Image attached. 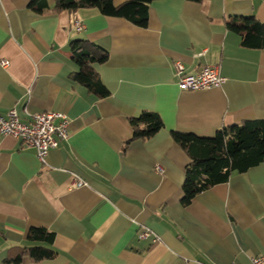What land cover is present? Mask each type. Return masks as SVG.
<instances>
[{"label":"crops","instance_id":"1","mask_svg":"<svg viewBox=\"0 0 264 264\" xmlns=\"http://www.w3.org/2000/svg\"><path fill=\"white\" fill-rule=\"evenodd\" d=\"M30 1L0 0V114L14 109L27 123L61 113L70 137L41 162L0 136V264L33 245V227L54 234L57 256L20 264H251L264 255V163L184 205L189 158L171 137L264 120V48L243 46L227 27L240 17L264 23V0H154L146 27L96 8L56 12L57 0L38 1L40 14ZM76 39L108 51L95 66L108 96L74 80ZM176 63L189 75L216 66L225 81L181 90ZM142 111L158 113L164 127L132 140L130 119ZM76 180L85 185L72 187ZM144 227L160 240L141 239Z\"/></svg>","mask_w":264,"mask_h":264},{"label":"trees","instance_id":"2","mask_svg":"<svg viewBox=\"0 0 264 264\" xmlns=\"http://www.w3.org/2000/svg\"><path fill=\"white\" fill-rule=\"evenodd\" d=\"M38 1L31 0L29 7L37 13L43 8ZM154 0H127L115 6L113 0H57L56 12H76L81 9L96 8L104 16L126 19L139 27L148 24V10ZM200 2L201 0H189ZM227 27L241 36L242 45L250 48H264V23L253 16L240 17L227 22ZM70 52L79 71L74 80L84 85L99 97H106L109 91L99 82L96 65H103L109 53L101 46L86 39L72 40ZM132 140H149L164 127L158 113L142 111L130 119ZM173 141L185 152L189 163L185 168L182 186V203L188 205L198 194L211 187L227 182L235 173H244L250 168L264 163V120H246L241 124L224 127L211 137L194 133L172 131ZM30 247L15 250L6 264H20L24 257L34 262L51 260L57 251L51 247L54 234L45 228L33 227L28 232Z\"/></svg>","mask_w":264,"mask_h":264},{"label":"built area","instance_id":"3","mask_svg":"<svg viewBox=\"0 0 264 264\" xmlns=\"http://www.w3.org/2000/svg\"><path fill=\"white\" fill-rule=\"evenodd\" d=\"M78 30L83 28L82 23H76ZM3 66L7 61H2ZM176 71L179 76L178 87L187 91H203L220 87L225 79L220 76L216 66H206L197 74L189 75L184 73V67L181 63H176ZM70 120L63 114L57 112H43L35 114L30 121L24 123L20 120L14 109L8 111L6 115L0 114V136H9L22 142L25 148L34 149L41 162H45L49 152L56 149L60 141H67L69 133ZM162 172L161 168H156ZM85 183L76 180L72 187L80 188ZM153 237V242L159 241V237L153 235V232L144 227L140 233L141 239ZM251 264H264V255L254 257Z\"/></svg>","mask_w":264,"mask_h":264}]
</instances>
